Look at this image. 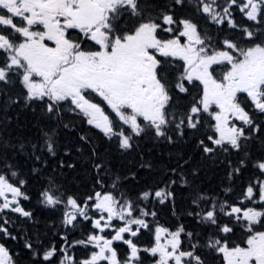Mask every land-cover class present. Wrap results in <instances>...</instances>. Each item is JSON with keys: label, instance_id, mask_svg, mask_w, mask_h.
<instances>
[{"label": "snow or ice", "instance_id": "snow-or-ice-1", "mask_svg": "<svg viewBox=\"0 0 264 264\" xmlns=\"http://www.w3.org/2000/svg\"><path fill=\"white\" fill-rule=\"evenodd\" d=\"M0 111V264H264V0H0Z\"/></svg>", "mask_w": 264, "mask_h": 264}, {"label": "trees", "instance_id": "trees-1", "mask_svg": "<svg viewBox=\"0 0 264 264\" xmlns=\"http://www.w3.org/2000/svg\"><path fill=\"white\" fill-rule=\"evenodd\" d=\"M17 110L12 109L8 112V115L12 117V120L8 124V131L11 132L12 135H28L31 132H34V129L31 127L33 123V116L30 111H20L19 116L16 114ZM3 113L0 111V116H2ZM153 147L150 144L143 145V149L145 152H147V149ZM158 149L153 148V155H156L158 153ZM120 160H123L124 164L127 165L128 160H133V163L135 162V158L133 157H127V158H119ZM119 162V161H118ZM144 175V174H142ZM69 180H71L74 184H79L81 181H85L86 178L83 175L82 169H78L77 173H69ZM162 220H169V213L167 210L161 211Z\"/></svg>", "mask_w": 264, "mask_h": 264}, {"label": "flooded vegetation", "instance_id": "flooded-vegetation-1", "mask_svg": "<svg viewBox=\"0 0 264 264\" xmlns=\"http://www.w3.org/2000/svg\"><path fill=\"white\" fill-rule=\"evenodd\" d=\"M72 238H74V239H79V238H81V237H80V233H79V231H77V233H76ZM13 246H14V245H13Z\"/></svg>", "mask_w": 264, "mask_h": 264}]
</instances>
